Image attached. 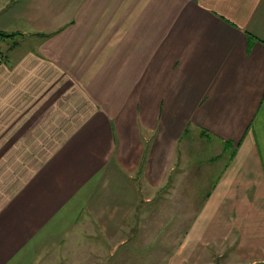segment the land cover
Listing matches in <instances>:
<instances>
[{
  "label": "crops",
  "instance_id": "1",
  "mask_svg": "<svg viewBox=\"0 0 264 264\" xmlns=\"http://www.w3.org/2000/svg\"><path fill=\"white\" fill-rule=\"evenodd\" d=\"M0 31V264H108L195 179L181 250L264 264V0H0Z\"/></svg>",
  "mask_w": 264,
  "mask_h": 264
},
{
  "label": "rangeland",
  "instance_id": "2",
  "mask_svg": "<svg viewBox=\"0 0 264 264\" xmlns=\"http://www.w3.org/2000/svg\"><path fill=\"white\" fill-rule=\"evenodd\" d=\"M21 44L25 45L26 41L22 40ZM0 50H2L1 47ZM195 181L196 179L189 182V202H177V207L170 208L168 203L166 206L164 202H161L162 200L158 201L159 199H155L150 205L157 204V217L155 219L151 218L150 220L148 218H142V224L138 228L139 233L135 234L134 238L130 232H127L125 237L127 239L130 238V244L134 243L133 247L131 245L126 250L108 251L111 258L108 264H116L117 260L120 262L121 259L122 264H231L236 257L234 253L230 254L231 251H223L222 249L181 250L179 241L183 229L190 224L191 214L196 212L195 208L204 202L207 193L212 188V185L200 187L191 185L195 184ZM185 188L186 186L182 187L183 190ZM195 199L196 201L194 202ZM174 201H176L175 198ZM146 208L148 209V207ZM179 210L184 211L185 217L183 215L181 216ZM165 211H174L172 212L173 217H164ZM83 240L99 241L93 239L88 240L85 237ZM110 240L116 241V234L112 235ZM150 241L155 242L158 249L150 250L145 248ZM139 245L140 248L138 247ZM167 246H172V249L165 250L164 248ZM85 250H76L78 258L83 259V264H102L100 262L101 253L103 257L107 254L106 250Z\"/></svg>",
  "mask_w": 264,
  "mask_h": 264
},
{
  "label": "trees",
  "instance_id": "3",
  "mask_svg": "<svg viewBox=\"0 0 264 264\" xmlns=\"http://www.w3.org/2000/svg\"><path fill=\"white\" fill-rule=\"evenodd\" d=\"M15 33H7L5 31H0V38L3 37V38H6V37H10L12 35H14Z\"/></svg>",
  "mask_w": 264,
  "mask_h": 264
}]
</instances>
